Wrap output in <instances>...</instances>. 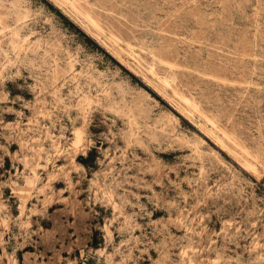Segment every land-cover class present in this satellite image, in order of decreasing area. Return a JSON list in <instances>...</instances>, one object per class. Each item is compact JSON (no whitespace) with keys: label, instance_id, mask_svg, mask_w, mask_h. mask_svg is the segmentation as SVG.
I'll return each instance as SVG.
<instances>
[{"label":"rangeland","instance_id":"obj_1","mask_svg":"<svg viewBox=\"0 0 264 264\" xmlns=\"http://www.w3.org/2000/svg\"><path fill=\"white\" fill-rule=\"evenodd\" d=\"M0 264H264V0H0Z\"/></svg>","mask_w":264,"mask_h":264}]
</instances>
